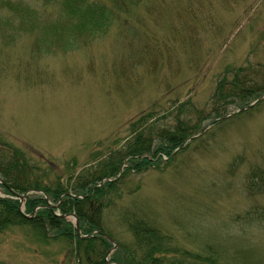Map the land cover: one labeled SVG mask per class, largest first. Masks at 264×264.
Listing matches in <instances>:
<instances>
[{
  "label": "rangeland",
  "instance_id": "1",
  "mask_svg": "<svg viewBox=\"0 0 264 264\" xmlns=\"http://www.w3.org/2000/svg\"><path fill=\"white\" fill-rule=\"evenodd\" d=\"M63 2L0 0V164L44 188L111 153L128 174L99 231L119 248L91 233L109 263L264 264V0H82L109 14L90 30ZM177 121L193 140L131 169L134 139ZM17 210L0 213V264H105Z\"/></svg>",
  "mask_w": 264,
  "mask_h": 264
},
{
  "label": "trees",
  "instance_id": "2",
  "mask_svg": "<svg viewBox=\"0 0 264 264\" xmlns=\"http://www.w3.org/2000/svg\"><path fill=\"white\" fill-rule=\"evenodd\" d=\"M49 2H52V0H49ZM85 5L82 0H64L62 7L64 9L65 15L68 17L69 23L71 22L72 17H78L81 15L82 19H84V23L87 22V25L83 24L84 27H88L90 30L94 26H103L102 24L105 22L106 16L109 15L107 12H105L103 9H96L92 11H85V8H82V6ZM89 15H102V22H97L95 17ZM87 19V20H86ZM104 19V21H103ZM86 20V21H85ZM92 21H96L92 22ZM72 47V46H71ZM162 133L158 132L157 130H152L151 133L149 131L142 137L133 141L132 148L126 150L127 156L132 157H138L141 154L147 153L149 150H153L156 155L160 154V151L162 154H166L167 152L173 151L175 148H178L186 138H188L192 132L189 131L185 126L180 125V123L177 121L174 126L166 127L161 131ZM155 140V141H153ZM145 142V145L139 144L140 142ZM153 142H156V146L153 145ZM135 143V144H134ZM154 154V153H153ZM124 157V155L122 156ZM144 162V161H143ZM139 164H143L141 161L138 162ZM27 163L18 166L17 168H21L20 171L13 172L16 169V166L13 164H10L9 167L3 166L0 164V176L1 178L16 191L19 192H25L30 188L34 189H43L50 197H59L61 193H64L67 191L68 188H70L72 191L78 195H89L84 200H75L73 198H66V201L61 205V209L64 213H70L74 212L76 216L79 219L80 222V228L84 233H90L93 229H102L103 228V214H106L107 210L105 209L106 206H108V198L107 195L104 193V189H97L93 192L92 188L89 186L90 183L96 181L99 177H96L94 175L89 180H86L82 178L80 180L81 184H75L71 186V178L68 180V183L66 186H64L60 180L54 185L52 183L51 185H47L43 188V186L40 185L39 181L33 177L31 173V169L28 167ZM144 166V165H143ZM18 180H21L22 183L18 184ZM43 184V182H42ZM55 186V187H54ZM39 204L38 202L29 201L27 203V210L30 212L32 208ZM93 205L95 207H93ZM103 208L105 209L103 211ZM17 203H13L11 201H0V213H8L11 216L17 215ZM118 212V211H117ZM4 214L0 215L1 217H4ZM263 216H264V208H263ZM35 219V218H34ZM36 222H39L40 224L44 221L45 224H41L45 226L46 229H48V233L52 236L54 235L56 238L60 240H69L70 243L73 241V236L75 235L72 227L69 225V223L65 222L64 220L55 218L50 211H40L36 215ZM8 222L9 220L6 219ZM141 223V221H139ZM9 224H3L0 225V227L3 229ZM100 227V228H99ZM0 228V229H1ZM146 235V234H145ZM102 243L105 241L101 238H96ZM44 240H48L44 239ZM74 240L77 241V253L78 256L81 258V255L84 254L86 256H94L97 258L102 257L101 254H103L102 250L101 252H98L96 250V243L95 238L92 240L87 241H80L76 238V235L74 237ZM144 246H147L148 249H150L151 244L149 241L145 238H139L138 239ZM153 240V238H152ZM73 244V243H72ZM98 247V246H97ZM152 247V246H151ZM76 252V249H74L73 253ZM186 255V254H185ZM215 260H218V256H214ZM126 263L127 264H135L136 262L129 258ZM88 260V259H87ZM146 264L148 262L144 261ZM150 262V261H149ZM187 262H190L187 260L186 256H180L178 258H173L171 264H185ZM144 264V263H143ZM199 264H202V261H200Z\"/></svg>",
  "mask_w": 264,
  "mask_h": 264
}]
</instances>
